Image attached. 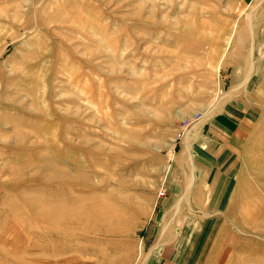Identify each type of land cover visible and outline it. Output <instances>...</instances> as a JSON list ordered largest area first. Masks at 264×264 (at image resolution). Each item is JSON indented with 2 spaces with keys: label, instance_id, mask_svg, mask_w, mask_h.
Instances as JSON below:
<instances>
[{
  "label": "rangeland",
  "instance_id": "obj_1",
  "mask_svg": "<svg viewBox=\"0 0 264 264\" xmlns=\"http://www.w3.org/2000/svg\"><path fill=\"white\" fill-rule=\"evenodd\" d=\"M171 237L264 264V0H0V264Z\"/></svg>",
  "mask_w": 264,
  "mask_h": 264
},
{
  "label": "crops",
  "instance_id": "obj_2",
  "mask_svg": "<svg viewBox=\"0 0 264 264\" xmlns=\"http://www.w3.org/2000/svg\"><path fill=\"white\" fill-rule=\"evenodd\" d=\"M174 239H175L174 237H171V239L168 238L167 239V241L169 240L168 242H165L164 240H162L165 243V245L167 246L166 247V253L163 254L165 247H161V249H160L161 251H157V253H155L154 255L145 253L142 256V261H140L138 264H175V263L177 264V263H179L180 261L179 260L177 261L172 256L173 254L168 255V253L171 251V248H172L171 243H173ZM171 252H173V251H171ZM182 264H184V261H182Z\"/></svg>",
  "mask_w": 264,
  "mask_h": 264
}]
</instances>
